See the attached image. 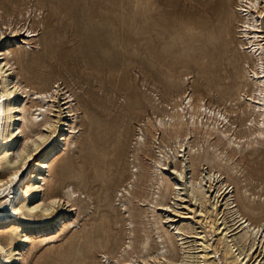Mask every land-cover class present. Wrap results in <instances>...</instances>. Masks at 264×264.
I'll return each instance as SVG.
<instances>
[{"label": "rangeland", "instance_id": "1", "mask_svg": "<svg viewBox=\"0 0 264 264\" xmlns=\"http://www.w3.org/2000/svg\"><path fill=\"white\" fill-rule=\"evenodd\" d=\"M236 3L237 0L0 2V25L14 21V25L26 24V29H36L39 34L30 45L12 39L11 58L20 81L26 83L35 72L44 85L60 86L73 95L79 109L78 151L60 153L53 171L57 192L68 185L77 192L78 213L68 215L69 219L78 217L77 227L57 238L53 247L35 250L27 264H159L152 256L159 249L166 247L168 251L172 246L175 264H198L200 252L206 258L199 264H226L225 255L229 263L240 252H235L237 248L233 250V246L247 251L252 241H243L245 231L237 222L242 215L250 223L264 226V142L252 149L248 148V139H242V154L228 155L231 158L222 180L212 189L209 183H202L203 195L198 200L185 186L180 191L173 187L174 195L165 201L170 208L158 211L157 215L163 218L158 226L153 214L147 213L148 207L137 204V199L147 196L146 183L134 181L126 172L136 153L145 158V149L136 145L140 130L150 138L152 124L173 112L166 110L179 105L188 95L195 104L204 100L223 112L227 106L235 126L232 132L238 137L248 135L245 125H250L249 120L254 117L245 106H235L234 102L242 90H252L241 70L231 67L239 49L240 18L233 14ZM29 82L31 87L39 88L35 80ZM154 133L159 138L156 141L162 143L163 136ZM111 145L117 164L125 169V178L115 179L113 189L108 190L81 181L77 169L83 167V160L88 161L89 169L90 159L98 157L99 150H110ZM194 145L204 150L203 156H208L213 148L201 139ZM65 160L66 165L62 162ZM232 164L237 166L233 174L228 172ZM223 184L229 189L225 193L224 187L218 194ZM122 186L129 187L131 195L121 202L116 195ZM65 208L68 206L51 216V222L59 221ZM46 224L22 226L14 247H21L20 238L27 230L37 233L35 228L48 227ZM51 228L53 233L60 225ZM97 231L111 235L109 244L97 239ZM159 235L164 238L159 239ZM147 239L150 244L147 253L144 250L142 254V243ZM251 257L254 259L249 264L255 260L264 262L259 241ZM165 264H170L167 259Z\"/></svg>", "mask_w": 264, "mask_h": 264}, {"label": "bare ground", "instance_id": "2", "mask_svg": "<svg viewBox=\"0 0 264 264\" xmlns=\"http://www.w3.org/2000/svg\"><path fill=\"white\" fill-rule=\"evenodd\" d=\"M233 14L240 18L239 27L237 26L239 49L236 50V60L231 67L240 69L242 77L252 87V90H242L234 100L235 106H245L251 118L254 117L249 120L250 125H245L248 135L238 137L232 132L235 126L227 106L223 108V112L219 106L216 108L203 103L204 100L195 104L191 95L182 99L173 109L166 110L173 112H168L164 118L152 124L149 128L153 129L150 138L139 129L141 132L137 135L136 145L145 149V158L136 153V159L132 160L133 163L129 162L126 172L134 181L146 183L147 196H139L143 199H137V204L141 208L148 207L146 211L153 214L157 226L163 222V218L157 215L159 209L170 208L165 201L174 195L173 187L180 191L185 186L193 199L198 200L203 195L200 190L202 183H209L212 189L216 182L222 180V172L231 158H227L228 155L242 154V139H248V148L252 149L255 144L264 142V0H237ZM13 22H3L0 25V264H27L35 250L45 246L53 247L57 238L77 227L78 217L68 218L69 214L78 213L77 192L72 185L57 192L56 184L53 183V171L60 153L75 154L78 151L80 125L79 109L68 91L54 84L51 87L44 85L35 72L26 83L20 81L14 68L16 63H12L14 61L11 58L14 54L11 51L12 39H21L24 44L30 45V41L33 42L39 34L36 29H26V24L18 27ZM232 78L226 76V79ZM33 80L38 83L39 88L31 87L29 81ZM231 84L229 87H232ZM239 109L242 112L240 107ZM243 113L246 114L245 111ZM153 131L163 136L162 143L156 141L159 138H156ZM197 139L213 147L208 151L210 156H203L204 150L202 152L194 145ZM113 150L112 145L110 150H99V156L94 155L90 159L89 169L86 168L88 161L84 159L83 167L77 169L78 178L94 188L113 189L114 180H123L126 176L125 169L117 164ZM202 158L207 169L202 165ZM62 162L64 165L68 163L67 160ZM34 168L38 171L33 172ZM170 169L173 171L167 173ZM44 171L45 174L42 175ZM228 172L236 173L237 166L233 165ZM35 180L37 183L33 182ZM224 187L227 186L223 184L217 193L220 194ZM228 189L227 187L224 192ZM130 195V188L124 189L122 186L116 198L121 202L127 201ZM214 200L216 201V197ZM64 206L68 208L58 217L59 221L51 222L50 217ZM123 207L129 211L126 202ZM37 213L41 215L38 216ZM44 222L48 227H36L38 234L34 230H27L20 238L21 247H14L17 231L22 226L43 225ZM237 223L245 231L243 241L251 240L252 243L247 251L233 246V250L237 248L235 252H240L229 263V258L225 255L226 264H249L254 259L251 256L257 241L264 249V226L252 224L242 215ZM56 224L60 225L59 230L50 233L53 229L51 227ZM96 235L97 239L109 244L111 235L104 236L102 231H97ZM163 236L159 235L158 238L162 240ZM149 244V239L142 243V254L144 250L147 253ZM129 246L124 250L127 251ZM165 248L159 249L152 258L158 260L159 264H165L166 259L170 264H175V247L172 246L168 251ZM168 253L170 257H167ZM199 255L198 264L206 258L202 252ZM138 263L135 261L131 264ZM255 263L264 264L263 260H255L251 264ZM183 264L194 262L185 261Z\"/></svg>", "mask_w": 264, "mask_h": 264}, {"label": "snow or ice", "instance_id": "3", "mask_svg": "<svg viewBox=\"0 0 264 264\" xmlns=\"http://www.w3.org/2000/svg\"><path fill=\"white\" fill-rule=\"evenodd\" d=\"M12 179H15V177H13Z\"/></svg>", "mask_w": 264, "mask_h": 264}]
</instances>
